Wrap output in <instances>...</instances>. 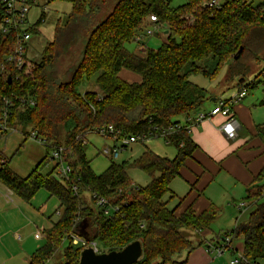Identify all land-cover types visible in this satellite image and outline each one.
Masks as SVG:
<instances>
[{
  "label": "trees",
  "instance_id": "obj_1",
  "mask_svg": "<svg viewBox=\"0 0 264 264\" xmlns=\"http://www.w3.org/2000/svg\"><path fill=\"white\" fill-rule=\"evenodd\" d=\"M63 1L71 3V10L58 22L53 40L46 43L41 59L28 72L27 67L19 70L15 63L6 62L14 54L16 32L0 30V67L6 63V70L0 72V123L6 121L13 130L29 125L25 141L32 131L47 141L45 157L27 176L11 169L8 158L0 165V182L25 202L45 189L59 199L62 209L29 264H80L85 247L73 244L70 233L96 241L101 252L121 250L139 240L143 254L135 264L178 263L181 255L184 264L194 249L219 245L228 231L234 238L244 237L239 264H264V168L247 189V198L256 205L249 218L220 233L217 240L214 235L207 239L202 234L211 228L217 210L211 206L197 213L194 198L179 213L195 189L186 197H177L170 187L198 148L180 120L198 111L206 99L204 88L191 76L202 74L213 80L227 65L228 77L237 79L239 89L258 87L260 82L239 80L252 72L253 63H264V0H225L221 8L207 7L205 0H184L178 6H173L172 0ZM151 14L168 25L163 42L142 54L129 50L126 45L135 40ZM187 15L193 16L192 23ZM43 21L44 14L28 31L40 33ZM79 43L80 57L69 76L55 75L52 67ZM205 60H211L212 66L200 64ZM123 69L138 74L140 81L123 79ZM93 77L99 91H82L84 81ZM25 97H33L35 105L21 106ZM5 98L13 103L7 115ZM107 124L123 135L151 132L147 138L160 137L163 129L181 125L168 137L176 155L169 158L147 148L131 162L110 158L105 171L97 173L87 158L85 140L88 133ZM258 136L264 143V125L258 126ZM62 146L66 150L61 160L72 170L68 181L56 174V165L47 174L41 171L53 159L52 149ZM3 158L7 157L0 154V160ZM130 168L144 170L150 182L134 187ZM78 178L82 182L75 195L72 185ZM84 193L90 194L89 200ZM93 194L119 209L106 215ZM174 200L177 203L171 207Z\"/></svg>",
  "mask_w": 264,
  "mask_h": 264
},
{
  "label": "crops",
  "instance_id": "obj_2",
  "mask_svg": "<svg viewBox=\"0 0 264 264\" xmlns=\"http://www.w3.org/2000/svg\"><path fill=\"white\" fill-rule=\"evenodd\" d=\"M136 44L138 47L136 46L133 52L139 54L146 52L139 50V44L137 42ZM128 71L126 69L121 71L120 76L127 81H140V76L132 75L131 71ZM237 83L234 84L236 89L231 93L232 95L239 89ZM212 95L211 106L200 110L208 111L214 100L220 98ZM263 104L264 98L259 101L256 96H249L248 91L240 102L233 105L239 126L236 137L231 139L226 137L221 130V125L225 121V116L222 114L209 117L198 125L190 127L189 134L198 148L181 171L180 178H184L188 188L185 192H179L181 188L175 180L170 187L177 197H186L190 189H195V191L188 195L186 202L179 207V213L194 198H196L194 209L197 213L211 206L218 213L222 209L218 207L219 198L222 197L223 201L231 202L229 205L233 208H230V212L232 216L234 214L237 216L233 228L249 218L256 205L253 199L250 204L245 201L250 200L247 198V189L252 187L254 178L264 168V143L258 136V126L264 125V110L261 109ZM181 120L183 121V117ZM0 186H3L0 187V264H29L31 255L44 245L46 231L51 227L50 224L48 228H45L44 220H46L45 215L48 211L56 205L52 198L59 202L55 210V213L59 215L62 212L59 208L60 201L57 197L51 196L47 190L44 192L42 190L45 189H41L30 202H25L3 183L0 182ZM228 189H245V200L237 199L234 194L228 197ZM232 229H226L223 232ZM202 234L210 239L214 235L213 229H207ZM239 238L242 240V246L235 244ZM206 248L202 245L194 249L187 256L184 264H216L218 259H215L213 253L208 252ZM231 249L236 252V255H239V249L243 254L244 237L234 238ZM177 260L178 263L166 264H183L180 262L184 260V255L178 257Z\"/></svg>",
  "mask_w": 264,
  "mask_h": 264
},
{
  "label": "rangeland",
  "instance_id": "obj_3",
  "mask_svg": "<svg viewBox=\"0 0 264 264\" xmlns=\"http://www.w3.org/2000/svg\"><path fill=\"white\" fill-rule=\"evenodd\" d=\"M184 3V0H172L173 6H178ZM71 10V3L63 1V0H35L31 4L30 12L27 16V21L29 22V27H31L37 20L40 18L42 14H44V21L40 26V33H31V39L29 41V50H30V58L32 63L38 62L41 59L42 51L48 41L53 40L55 28L59 21H64L66 16ZM105 11L102 13V17L105 16ZM143 35V43L149 48H157L161 45L164 39V30L157 32L153 36L145 35V30L141 32ZM127 48L131 51H134L135 48L138 47L135 41L128 43ZM137 46V47H136ZM82 44L79 43L71 48L68 52L67 57L63 61H59L56 65L52 67V71L55 75L63 77H68L71 69L74 64L78 61L80 57ZM201 65H209L212 66L211 60H205L200 62ZM253 70L251 73L246 75V79H244V83H256L260 82L258 87L255 89H249V96L253 95L258 98L260 101L264 98V63H253ZM123 69L122 71H124ZM128 71V70H126ZM130 72V71H128ZM228 66L219 73V75L210 80L202 74H194L191 76V80L196 83L199 87L204 88V93L206 95V99L204 103L200 107V109H205L210 107L212 104V94L219 96L220 98H231L236 89L234 86L237 83V79H230L228 77ZM132 75H138L136 73L130 72ZM139 76V75H138ZM258 76L257 78H255ZM251 84L250 86H252ZM80 89L82 91H99L98 85L95 81V77L91 80L84 81L81 85ZM228 98V99H229ZM264 105V104H263ZM198 109V110H200ZM264 110L263 108H261ZM261 111V110H260ZM182 117L180 118V120ZM184 121V119H183ZM31 131V127L29 125L21 124L18 125L17 129H10L5 132L0 131V153H3L7 158L10 159L9 166L16 173L20 175L29 174L36 165L45 157L46 148L45 145L40 141L27 137L25 141V134ZM25 141V142H24ZM85 152L87 158L91 160V167L97 173H101L105 171V169L110 164V157L103 153L104 147H112L114 145L113 139L110 137H104L96 132H90L86 136L85 140ZM24 143V146L22 147ZM20 149V152L15 154L17 149ZM151 149L154 152L160 154L161 156H166L169 158H173L176 155V147L172 144L166 142L163 137L156 138H147L146 140H139L136 143H133L126 147L123 151L120 152L119 156L115 158V162L122 163L124 161H133L138 158L146 149ZM55 159H51L50 162L44 164L42 168V173H49L56 164ZM129 178L133 181L134 184L140 186H146L150 182V177L148 174L139 168H130L128 170ZM175 183L180 186L179 192H185L188 188V185L185 183L184 178H176ZM3 187V186H0ZM3 189V188H1ZM46 191V190H42ZM228 197L231 194H234L237 199L245 200V189H228ZM83 196L85 199L89 200V193H84ZM56 205L48 211L45 215L46 220L45 228H48L52 222L56 221L59 218V214L55 213L59 202L52 198ZM178 199V198H177ZM220 202L218 205L219 208H222L220 212L217 213L211 228L213 229L215 240L218 239V235L222 233L226 229H232L235 224L236 215L232 216L230 208H233L229 204L231 203L229 200L223 201L222 197L219 198ZM264 201V197L262 199ZM249 204L252 200H245ZM254 202V201H253ZM177 201L174 200L170 204L171 207L176 205ZM45 204V203H44ZM221 206V207H220ZM43 210V209H42ZM49 216L51 218H49ZM242 240L239 238L236 240L235 244H241ZM242 246V244H241ZM239 255H236V252L231 248L227 249L223 255H218L213 252V257L218 259L216 264H234L235 258L240 257L241 250L239 249ZM62 255V250L59 251L58 256Z\"/></svg>",
  "mask_w": 264,
  "mask_h": 264
},
{
  "label": "built area",
  "instance_id": "obj_4",
  "mask_svg": "<svg viewBox=\"0 0 264 264\" xmlns=\"http://www.w3.org/2000/svg\"><path fill=\"white\" fill-rule=\"evenodd\" d=\"M35 2V0H0V30L4 33H10L12 31L16 32V45L14 47V54L10 55L6 58V62L15 63V66L22 70L24 67H27V72L31 70L34 65L31 61L30 54H29V41L31 39V32L28 31V26L30 25L27 21L28 13L31 9V4ZM225 0H205L204 5L211 8H221ZM186 19L189 23L194 21L192 15H187ZM168 25L159 21V18L155 14H151L147 17V19L143 23L142 31L145 30V35L153 36L157 34V32L164 30L168 31ZM137 34L135 37V41L139 44V50L146 51L145 48L147 46L142 42L143 35L141 32ZM6 70V63H2L0 67V72ZM248 93V89L246 87H242L238 89L237 93H235L231 98H217L214 100L212 107L208 110H198L196 112H192L187 115L184 121L181 123L182 126L188 128V131L191 126L198 125L203 120L214 117L218 114H222L225 116V121L221 125V130L228 138H234L237 135V130L239 126L238 118L235 115L233 105L240 102V100L246 96ZM5 107H4V114L7 115L11 110L9 107L13 105V103L5 98ZM35 99L33 97H25L21 99V106H34ZM181 125H174L169 128H165L160 132V137H163L167 143H169V136L179 130ZM10 130L7 127L6 121H2L0 123V131H7ZM96 133L104 137H110L114 141V145L112 147H104L103 153L110 157L111 159H115L119 156L120 152L126 149L129 145L138 142L139 140H146L148 135H153L151 132L146 134H127L123 135L122 132L116 129L112 124H107L102 127L96 128ZM30 137L40 141L42 144H45L47 141L45 138L37 137L36 132H31ZM66 150L65 147H58L54 148L51 151V155L56 162V174L61 178L65 179L66 181L69 180L71 176L72 170L70 165L63 162L61 160V153ZM7 161L6 158L0 160V165ZM81 178L77 179V183L72 185V189L75 195L79 194V189L81 185ZM134 187L137 184H133ZM93 198L96 199V204L101 207L106 215H109L111 211L118 210V207H113L109 204L108 200L104 197H98L96 194H93ZM39 236V234H36ZM73 244H79L87 247L94 248L96 253H102L99 249V246L96 241L87 240L80 235H76L73 233L69 234ZM234 239V235L232 232L228 231L225 234L224 240L217 246L206 248L210 253H216L219 256L223 255L225 251L231 248L232 242ZM243 259V254L240 257L234 260V264H239L240 261Z\"/></svg>",
  "mask_w": 264,
  "mask_h": 264
},
{
  "label": "water",
  "instance_id": "obj_5",
  "mask_svg": "<svg viewBox=\"0 0 264 264\" xmlns=\"http://www.w3.org/2000/svg\"><path fill=\"white\" fill-rule=\"evenodd\" d=\"M241 50L240 48L236 59L239 57ZM239 82H244V78H241ZM142 254L143 246L139 240L129 243L121 250L102 253H96L94 248L87 247L81 252L80 264H135L141 259Z\"/></svg>",
  "mask_w": 264,
  "mask_h": 264
}]
</instances>
